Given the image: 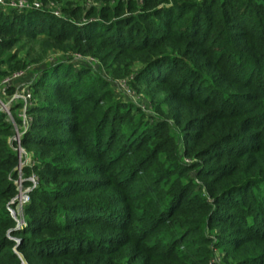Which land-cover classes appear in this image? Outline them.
<instances>
[{
  "label": "trees",
  "instance_id": "trees-1",
  "mask_svg": "<svg viewBox=\"0 0 264 264\" xmlns=\"http://www.w3.org/2000/svg\"><path fill=\"white\" fill-rule=\"evenodd\" d=\"M30 1L0 6V61L28 42L64 56L34 77L28 124L23 101L0 108V264H264V0ZM88 57L150 87L153 115ZM21 175L38 185L18 227Z\"/></svg>",
  "mask_w": 264,
  "mask_h": 264
},
{
  "label": "rangeland",
  "instance_id": "rangeland-1",
  "mask_svg": "<svg viewBox=\"0 0 264 264\" xmlns=\"http://www.w3.org/2000/svg\"><path fill=\"white\" fill-rule=\"evenodd\" d=\"M60 6L61 3H59ZM58 6V8H53L50 5L47 8L54 9L58 12L59 16H63V12L61 7ZM16 47H14L10 52L16 53L18 59H21L20 61L12 60V61H0V73L2 72H8L12 75L16 72H22L23 75L19 78H16L12 80L9 84L4 83V79L6 77L0 76V108L4 111V109H9L11 103H15L16 101L13 100V96L15 94H25L27 93L30 88V86L33 84L34 77L36 76L37 72L39 70L44 69L47 64L54 59H60L62 55L59 51L53 50V51H44L41 48V45L38 42H28L24 45V47H21L20 51H17ZM82 56H79L78 58H81ZM1 60V59H0ZM85 60L84 64L87 67H90L92 70L97 71L101 73V75L109 82L110 88L112 89L114 96L117 100H121L122 102H126L132 105H135L141 110L147 114L153 115V112L151 111V107L148 105V95L150 96L152 94L151 88L147 87L146 85H142L138 88L130 87L126 84L124 80L120 79H114V76L112 73L108 72L103 65L99 63L96 59L93 57H88L83 59ZM19 65H23V69H18ZM11 76V75H10ZM36 78V77H35ZM31 93V92H30ZM148 97V101L145 99ZM38 98V97H37ZM18 101V100H17ZM134 106V107H135ZM136 108V107H135ZM24 107L17 110V114L21 117L26 119V124H28L27 117H24ZM16 113V112H15ZM8 114V113H7ZM20 134L21 131H18ZM16 141L19 147H17L18 156L20 160V167L22 169L25 165L32 164L33 160L31 157L26 153V151L21 148L16 134ZM34 179V181H33ZM29 181L32 182V186L25 187L24 181L25 179L22 178V175L20 176L18 182H19V190L21 193H19V197L22 196V194L28 192V188L33 189L36 185H38V177L36 175H32L29 179ZM25 196V195H23ZM19 206L16 208L18 209ZM24 217L23 215L15 213V220H22ZM224 249H229L230 247L228 245H223ZM223 256L222 253H217V257L211 261V264H223Z\"/></svg>",
  "mask_w": 264,
  "mask_h": 264
},
{
  "label": "built area",
  "instance_id": "built-area-1",
  "mask_svg": "<svg viewBox=\"0 0 264 264\" xmlns=\"http://www.w3.org/2000/svg\"><path fill=\"white\" fill-rule=\"evenodd\" d=\"M0 6L13 8V9L18 10V11H24V10H28V9H39L42 7V4L39 1H33L32 2L30 0H0ZM56 14H58L57 11H56ZM22 75H23L22 72H16L11 76L6 77L4 79V83L9 84L12 80L19 78ZM31 98H32V96H31L30 91H28L25 94H19L18 93V94H15L13 96V100L23 101L25 103V106H24L25 111L23 112L24 117H26L27 104L29 103ZM11 104H13V103H11ZM4 111L6 113H8V115L11 117L10 107H9V109H4ZM15 139H16V137H15ZM17 139H18V142L20 144V134L18 133V131H17ZM19 170L21 171V167ZM33 181H34V179H33ZM18 186H19V182H18ZM30 190H31V188H28V190H27L28 192L22 194V196H20V197L18 194V196L12 201L13 206H10L9 210H10V212L14 218H15V213L20 214L21 210L24 208V206L30 201V193H29ZM19 193H21L20 190H19ZM23 195H25V196H23ZM18 206H19V208H18L19 210H16V208ZM16 222H17L18 227H22L25 225L24 219H22V220L16 219Z\"/></svg>",
  "mask_w": 264,
  "mask_h": 264
}]
</instances>
